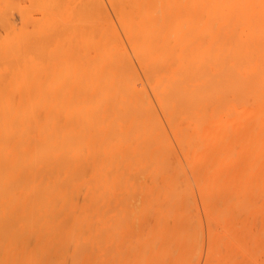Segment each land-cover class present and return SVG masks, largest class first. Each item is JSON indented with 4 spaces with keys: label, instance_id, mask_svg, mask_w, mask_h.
<instances>
[{
    "label": "bare ground",
    "instance_id": "bare-ground-1",
    "mask_svg": "<svg viewBox=\"0 0 264 264\" xmlns=\"http://www.w3.org/2000/svg\"><path fill=\"white\" fill-rule=\"evenodd\" d=\"M93 1L80 0V4L85 5H80L81 9L91 11ZM147 1L113 0L117 16L126 27V36L134 39L129 45L134 48L131 52L141 56L140 59L136 57V62L124 57L122 48L119 52L113 48L116 45L112 46L110 42L118 38L113 29L96 28L90 35H83L90 29L81 27L78 29L80 37L70 38L68 49L65 47L69 58L46 64V68L40 66L30 72L29 77L23 76L13 102L9 98L3 101L0 97V264H48L43 260L45 255L60 253L67 246L65 239L76 237L73 240L79 241L77 237L81 235L85 238L93 236L95 240L118 235L115 243L119 242V237L130 240L128 246L122 240L123 246H127L124 249L119 247L122 242L117 246L115 244L116 247L112 243L114 248H99L94 243L100 250L96 254L94 246L88 255L94 253L99 262L98 258L104 254V260L102 258L99 264H178V260L185 259H179L181 248L176 243L184 235L185 243L184 240L180 243L187 246L191 241L188 240L189 236L192 237L191 232L200 234L195 228H198L199 222L193 212L190 213L193 216L189 215L190 211L185 217L181 216L188 211L184 209L188 196L192 198L194 194L190 191L189 195H184V192L190 186L189 190H193L191 188L196 182L197 187L202 185L203 190L195 189L203 193L207 187L212 195L204 193L201 196L198 193V198L213 200L217 184L224 189V193L229 189L227 191L232 194L228 193L232 196L230 198L219 189V194L227 196L225 199L222 195L227 203L216 197L219 201L216 203L214 198L215 204H211L213 201L210 200L208 205L201 198L203 204L206 203L204 208L205 205H215L211 209L213 213L210 207L206 206L208 213L205 208L208 221H214L220 215L216 219H228L224 224L229 222L230 204H234L235 209L239 207L240 211H259V216L254 211L249 214L244 211L246 217L243 214L248 223L252 222L251 226L256 224L253 230L249 223L247 231L243 226V230L239 231L240 225L247 224L244 218L241 221L237 218L234 226L240 224L237 229L241 237L238 236L237 240L246 247L245 251L249 245L246 237L250 238L248 234L255 229V236L262 238L254 237L258 240L256 242H264V235L261 236L264 234V0H159L164 11L157 16H145V27L137 28L132 16L135 12H132L136 10L138 16L145 12ZM96 13L92 14L95 21L102 18L100 10ZM138 16L137 19L142 18ZM131 26L135 30L132 31ZM131 31L138 32L134 33L140 37L133 38ZM129 35H132L131 38ZM95 39L98 41L95 42ZM92 44L94 53L90 48ZM88 49H92V54ZM74 51L77 60L71 58ZM51 65L57 68H51ZM39 69L43 75L39 74ZM186 170L187 173L192 172V179H196L188 177L194 186H187ZM208 172L210 177L206 175ZM217 177L219 179H215ZM211 179L216 180V183L212 181L214 187L209 182ZM210 187H213L212 190ZM251 191H256L253 192L256 199L251 196ZM238 193L249 194L263 208L247 195L237 200ZM190 202L187 204L192 205L191 209L195 208V202L191 199ZM243 202L248 204L244 206ZM178 203L182 204L179 212ZM216 204L220 205L219 209ZM250 205H254L253 210H248ZM114 208L117 211L111 210ZM210 213L217 215L212 218ZM143 215L148 227H144L145 224L141 226L143 233L138 235L135 232L138 227H131L129 222L141 221ZM232 215L235 216L234 213ZM247 215L251 216L250 221ZM180 216L183 219L190 216L188 226L184 225L186 219L183 221ZM171 217L172 223L181 218L186 232L176 225L179 221L173 226L169 221ZM191 217H196V221ZM258 219L263 222L260 226H257ZM189 220L198 222L197 226ZM253 220L256 223L253 224ZM111 221L123 224L121 228L115 225L111 230L110 227L104 230ZM139 222L135 225L144 223ZM221 222L219 225L224 226ZM228 222L226 229L222 227L219 230V225L215 227L219 233H225L221 234L225 238L231 235L225 230L229 228L232 232L234 229L233 224L230 222V226ZM104 223L105 227L102 226ZM173 229H180L178 233L181 235L182 232V237ZM210 229L209 235L212 232ZM236 230L232 232L234 236ZM219 233L215 232L220 237ZM216 235L213 239L216 238L219 245L209 237L216 244L213 253L216 248L224 251L221 254L215 252L214 255L218 253L215 259L218 260L221 255L219 260L222 259L223 264H234V259H229V253L236 260L241 258L240 255L250 258L235 240L236 236L229 238L231 240L223 237L226 242L229 240L225 247V240L222 238L226 244L222 246L223 242ZM155 238L164 242L157 245ZM154 240L157 243L154 244ZM193 240L196 245L198 237ZM141 241L146 244L141 246ZM174 242L173 246L178 251L172 248V254L170 246ZM230 243H233V248ZM214 245H210L209 251L205 248V252H210ZM183 246L182 249L185 248ZM190 246H187L188 253L185 249L181 253L187 257L192 251L190 260H193L195 248L191 250ZM235 246L242 251L235 250ZM258 250H255L256 253ZM176 252L179 256L175 257ZM222 253L228 255L229 260L227 257L223 260ZM172 255L176 259L168 258ZM245 258L238 263L235 261V264L245 261L244 264H253V260ZM93 259L95 263L96 258ZM215 259L213 264L219 262ZM256 259L254 262L259 264L261 261L257 263ZM190 260L187 262L191 263ZM61 263L62 260H55L53 264Z\"/></svg>",
    "mask_w": 264,
    "mask_h": 264
},
{
    "label": "rangeland",
    "instance_id": "rangeland-1",
    "mask_svg": "<svg viewBox=\"0 0 264 264\" xmlns=\"http://www.w3.org/2000/svg\"><path fill=\"white\" fill-rule=\"evenodd\" d=\"M93 1V0H92ZM123 2H130L131 0H122ZM97 2V3H96ZM93 3H96V5L95 6H93L92 4ZM74 5V6H73ZM80 5L82 6V7H85V5H82V4H80V0H0V97L3 99V101H7V98H9V101H11V102H13V99H14V95H15V93L16 92H18L19 90V83H20V79H22L23 78V76H27V77H29L30 75H31V73L30 72H33V70H35L36 68H39L40 66L41 67H43V68H46V64L47 65H49V64H54V61H62V60H65V59H67V58H69V56L68 55H66L67 54V52L65 51V47L68 49V47H69V43L71 42L70 41V38H73V39H77L78 37H80V35L78 34V29L79 28H81V27H85V28H89L90 30H89V32L87 33V34H83V35H90L91 34V32L92 31H95V29L97 28V29H100V28H102V29H105L106 28V30H110V29H113V31H115V33H116V37H118L117 39H116V41L115 42H110L111 43V45L113 46V44L114 45H116V46H113V48L114 49H118L117 51L119 52L120 51V49H121V52L122 51H124L123 52V54L125 53V55H124V57H126V58H130V59H132L134 62H136V57H138L139 59H140V54H138L139 56H135L134 54H133V52H131V49H134L133 48V45H132V47L131 46H129L130 44H132V43H130V42H133L132 40H134V39H132L130 36H132V35H129V37L131 38V39H129L128 38V36H126L127 34V31H125V29H124V27L125 26H123V24H122V21L121 20H119V17L117 16V13H116V8L114 9V2H113V0H94L91 4H90V10L92 11V13H90L91 11H89V12H87V11H84V9H81V7H80ZM79 6V7H78ZM97 10V11H96ZM98 10H100V12H102L101 13V16L100 17H102V18H99V20H94V16L92 15L94 12L96 13V12H98ZM131 11H133V10H131ZM164 11V6L163 5H161L160 4V2H159V0H149V1H147V2H145V12H141L140 13V15L138 16V15H136V10H134L132 13H134L135 12V14H133L132 16L133 17H135L134 19H133V21H134V23L136 22V24L137 23H139V20L141 21V23H139V24H134V26H136L137 28L138 27H145V16H148V15H155V16H157V15H160L161 14V12H163ZM139 13V12H138ZM137 13V14H138ZM129 14H130V12H129ZM96 15H97V13H96ZM99 15H100V13H99ZM98 15V16H99ZM131 15V14H130ZM137 16L138 17H142V18H138L137 19ZM97 17V16H96ZM96 19H98V18H96ZM70 20V21H69ZM136 20V21H135ZM138 20V21H137ZM67 21H69V22H67ZM131 22V21H130ZM133 24V22H131V25ZM147 25V24H146ZM129 26H130V24H129ZM74 28H76V29H74ZM126 28V27H125ZM131 29H132V31L133 30H135V27L133 28V26H131ZM136 30H139V29H136ZM112 31V30H111ZM131 31V32H132ZM134 32H136V31H134ZM134 32H132L134 35L132 36L133 38H134V36H136L135 34L136 33H138V32H136V33H134ZM114 33V32H113ZM80 34H81V32H80ZM114 36V37H115ZM81 37H82V35H81ZM87 37V36H86ZM140 36H139V34L136 36V38H139ZM135 38V39H136ZM143 39V38H142ZM96 40V39H95ZM131 40V41H130ZM137 40V39H136ZM98 40H96L95 42H97ZM142 41V40H141ZM99 43V42H98ZM142 43H143V41H142ZM68 44V45H67ZM95 44V43H94ZM94 44H92V45H90V48L94 45ZM67 45V46H66ZM95 45H97V44H95ZM100 45V44H99ZM98 47V46H97ZM96 47V48H97ZM116 47V48H115ZM125 48V49H124ZM92 49H93V47H92ZM91 49V50H92ZM91 50H89L88 49V51H90L91 52ZM95 49H93V53L95 52L94 51ZM111 50H112V48H111ZM68 51V50H67ZM88 51H87V53H88ZM128 51H129V53H128ZM133 51V50H132ZM76 51H74V55L72 56V54L70 53L69 55H71L72 57L71 58H73V59H76L77 60V58L78 57H76V54L77 53H75ZM89 52V53H90ZM113 54L115 53L114 52V50H113V52H112ZM117 53V52H116ZM132 53V54H131ZM90 54H92V52L90 53ZM89 54V55H90ZM130 54V55H129ZM90 56H92V55H90ZM118 56V55H117ZM112 57H115V56H112ZM137 58V59H138ZM72 59V60H73ZM79 59H82V57H80ZM40 63H45V64H43V65H40ZM59 64H60V62H59ZM52 66L53 65H51V68H52ZM57 66H58V64H57ZM57 66H55L56 68H57ZM50 67V66H49ZM49 67H48V70H49ZM54 67V66H53ZM54 67V68H55ZM60 68V67H59ZM40 70V69H39ZM47 70V69H46ZM53 70V69H52ZM57 70V69H56ZM36 71V70H35ZM42 70H40L39 71V74L41 73V75H43V72H41ZM47 72V71H46ZM54 72V71H53ZM45 73V72H44ZM56 73V72H55ZM46 74V73H45ZM47 74H50V73H47ZM52 75V74H51ZM178 154H179V156H180V158H181V160H182V162L184 163V165H185V162H184V159L182 158V156H181V154H180V151L178 152ZM186 166V165H185ZM186 169L188 170V168H187V166H186ZM186 170V172H185V176H186V178H187V181H188V185L187 186H190V185H192V184H190V182H192V180H194V179H192V177H190V175H191V173L192 172H189V173H187L188 171ZM190 171V170H189ZM187 173V174H186ZM209 173V172H208ZM205 174V173H204ZM188 175V176H187ZM194 175V174H193ZM199 175V174H198ZM206 175H208V177H210L211 176V174L209 173V174H206ZM196 176V175H195ZM200 176V175H199ZM214 177L216 176V175H213ZM219 177H221V175H218ZM188 177L190 178V179H192V180H190V179H188ZM202 177H204V176H202ZM207 177V178H208ZM252 177H254V176H252ZM196 178H197V176H196ZM213 178V177H212ZM209 179V178H208ZM215 179H219L218 177L217 178H215ZM221 179V178H220ZM254 179V178H253ZM196 180V179H195ZM194 180V181H195ZM200 181H201V179H199ZM250 180H252V178L250 179ZM212 181L214 182L215 181V183H216V180H213V179H211V181H209V182H211V184H212ZM203 182V181H202ZM193 183V182H192ZM197 183V182H196ZM196 183H194L195 184V186H194V184L192 185V186H194L195 188L197 187V185H196ZM215 183H213L212 185H213V187H214V184ZM200 184H202V183H200ZM202 185H200V187L198 188L199 189V191H201L200 189H202V187H201ZM211 186V185H210ZM218 186V187H217ZM191 187V186H190ZM190 187H187L188 189H186V191L185 192H187L186 194H185V192H184V195H189L188 193H190V191L192 192V194H193V197L192 198H190V196H188V199H189V201H187L185 204L187 205L186 207H184V209H186V210H188V211H185V214H182L181 216L183 217L184 215L186 216V213H188L189 211V215H190V213H192L193 215H195V216H197V221L199 222H196L195 223V221H196V217H194V218H192V219H195V221L194 222H192V220H189V222L191 221L192 222V224L194 223L196 226H197V223H198V228L197 227H195L196 229H197V231H200L199 233L200 234H196L195 233V235L194 234H192V232H191V235H192V237H193V235H194V237L195 236H197L198 237V240H197V242H196V245H195V242H192V239H194L195 241H196V238H192L191 236H189V239L188 240H191L190 241V244H189V242L188 243H186V244H189V245H187V246H190V248L192 247V243H194V245H193V249L195 250H193L192 248H191V250H193V252H195V253H193V255L195 254V256H194V258H193V260L191 259L190 260V258H191V255H192V251L190 252V254H186L187 255V257H188V259H186L187 257L186 256H184L185 254L184 253H181L184 249L186 250V252L185 253H188L189 252V247H187V246H185V244H184V246H183V244L182 243H180V241L182 240V242H183V238L185 237L184 235H183V237L181 236L183 233L181 232V235L178 233V231L180 230V229H178V230H176V229H173V230H176V232L180 235V237H182V239L181 240H179L178 242L180 243H176V244H178L179 245V247L181 248V250H179V252H180V255H182L181 257H179V259H185L186 260V262H187V260L189 261H191V263H189V262H187V263H189V264H202L204 261H205V259H206V261L203 263V264H206V262H207V260H209V262H207L208 264H213V262H215V261H213L216 257L215 256H217L218 255V253L219 254H221V251H224V250H217V248H216V250H214V253L215 252H218V253H216L217 255H214V253H213V250L212 249H214V247H216L215 245L216 244H218L217 243V241H216V238L215 239H213V235H216L215 234V232L218 234L219 232L218 231H216V230H218V228H216L215 229V227L216 226H218L219 225V222H221V221H223V225L224 226H220V228H219V230H221V229H223L222 227H224V229H226L227 228V226H226V223L228 222H226L225 224H224V222H225V220H228V219H225V220H222V219H218L219 217H220V215H219V217L218 216H216V217H218L217 219L219 220V222H217V219H216V217H215V220L214 221H216L217 222V224H216V222L214 223V221H212V220H210V221H208L209 220V215H205V212H206V210H205V208H207V207H210V212H211V209H213L214 207H215V205H212V206H208L209 204L208 203H210V200H212L211 198L209 199V200H207V199H205V198H202V197H199L200 198V201H199V198H198V193L201 195V196H203L202 194H207L209 191V188H207L206 187V192H204V191H202L203 193H201V192H199L198 191V189H195L194 187H192L191 189H193V190H189V188ZM204 187V186H203ZM212 187V188H213ZM216 187L218 188V192H217V188L215 189L216 191V193L215 194H213V196L215 195V200H216V197H219L218 199H221V201H225L224 200V198H223V196L225 197V199H227L226 197L227 196H225V195H223V193H224V189H222V188H219V184H217L216 185ZM211 188V187H210ZM212 188H211V190H212ZM250 188V187H249ZM205 189V188H204ZM219 189H222V191H223V193L222 194H219V193H221L220 191L221 190H219ZM226 189V188H225ZM188 190V191H187ZM203 190V189H202ZM227 190H229V189H226L225 191L227 192V193H224V194H226V195H228V197H230L229 196V194L230 195H232L231 194V191H227ZM247 190V187L244 189V190H242L243 192H245ZM251 190H254L253 188L251 189ZM258 189H256V191H257ZM196 191V192H195ZM198 191V192H197ZM249 191V190H248ZM256 191H253V192H256ZM213 193H214V190L212 191ZM252 191H251V193L253 194V195H251V196H253L254 197V194L256 195V193H253ZM258 192H259V190H258ZM229 193V194H228ZM239 193H241V192H239ZM238 193V196L240 195ZM217 194H219V196L217 195ZM208 195L210 196L211 194H209L208 193ZM217 195V196H216ZM221 195V196H220ZM223 195V196H222ZM245 196L247 195V198H248V196H249V194H244ZM244 195H240L238 198H237V196L234 194L233 196L235 197L236 196V199L238 200L240 197H242V196H244ZM257 196H259V194H257ZM256 196V197H257ZM207 197V196H206ZM210 197H212V195L210 196ZM222 197V198H221ZM232 197V196H231ZM230 197V198H231ZM253 197L252 198H250V196H249V199H252V201L255 203V202H257V200L256 201H254L255 199H253ZM260 197H261V195H260ZM187 198V197H186ZM193 198H194V200H193ZM197 198H198V200H197ZM201 198L203 199V202H206L208 205H205V208L203 207V205L204 204H206V203H204L203 204V202H202V200H201ZM214 198H213V202L211 203V204H213L214 203ZM245 198V197H244ZM247 198H245L247 201H248V199ZM184 199V198H183ZM190 199H191V201H194L195 202V205L194 206H196L195 208H193V209H191L192 208V205L190 206L189 204H187L188 202H190ZM216 200L215 202L217 203L219 200ZM233 200H235V198H232ZM231 199V200H232ZM241 199V198H240ZM187 200V199H186ZM242 200V199H241ZM241 200L240 201H237V203H236V205H238L240 202H241ZM259 200V199H258ZM207 201H209V202H207ZM220 201V205H222V202ZM230 201V200H229ZM260 201H261V199H260ZM185 202V201H184ZM199 202V203H198ZM226 203L228 202V201H225ZM234 202V201H233ZM239 202V203H238ZM246 202V201H245ZM245 202H243L244 203V206L245 205H247L248 204V202H247V204H245ZM251 202V201H250ZM191 203V202H190ZM201 203V204H200ZM232 203V202H231ZM242 203V204H243ZM258 204H260V202H257ZM179 204H181V203H178V206H177V210H178V212H179V210L182 208L181 206H182V204H183V201H182V204L181 205H179ZM200 204V205H199ZM210 204V205H211ZM215 204V203H214ZM188 205L190 206L189 207V209H188ZM217 205V204H216ZM219 205V204H218ZM217 205V207H218V209L220 208V205L218 206ZM234 205V204H233ZM233 205H231L230 204V215H229V225L232 223L233 224V226H232V228H234L235 230L237 229V227H239V225L240 224H236L235 226H236V228H235V226H234V224L236 223V219L238 218L239 219V221H241L244 217H243V214L245 215V212L247 213V214H249V213H251V212H255L258 216H259V211H256V210H253L254 209V205L252 206V205H250L251 207H249V206H247V207H249L248 208V210H253V211H240L239 209V207H237L238 209H235L234 208V206ZM235 205V206H236ZM207 206V207H206ZM243 206V205H242ZM258 207H259V205H257ZM260 206H262L261 204H260ZM181 207V208H180ZM224 208L226 207V204L224 203V206H223ZM222 207V208H223ZM224 208L221 210L222 211V213H223V210H224ZM257 208V207H256ZM261 208H263V206L261 207ZM218 209H217V211H218ZM227 209V208H226ZM245 209H246V207H245ZM111 210H116L115 208L114 209H111ZM182 210V209H181ZM193 210V211H192ZM235 210H239V211H237V214L235 213ZM257 210H259V209H257ZM262 209H260V211H261ZM117 211V210H116ZM215 211V210H214ZM178 212H176V213H178ZM209 212V208H207V213ZM219 212V211H218ZM238 212H240V214H238ZM249 212V213H248ZM180 213H181V211H180ZM179 213V214H180ZM211 213H213V212H211ZM210 213V214H211ZM215 213H217V212H215ZM211 214L213 217L212 218H214V216L215 215H217V214ZM235 214V218L233 217V215L232 214ZM254 213V214H255ZM262 213L264 214V210H262ZM261 213V215H260V217H261V219H262V216H263V214ZM191 214V215H192ZM220 214V213H219ZM227 214H228V212H227ZM190 215V216H191ZM192 215V216H193ZM226 215V214H225ZM251 215V214H250ZM252 215H253V213H252ZM176 216H177V214H176ZM180 216V217H181ZM184 216V217H185ZM190 216H189V218H182L183 219V221L186 219V221H184V222H186V224H184L185 226H188L187 225V223H188V221H187V219H190ZM208 216V217H207ZM223 216V215H222ZM227 216L228 215H226V218H227ZM248 216V215H247ZM254 216V215H253ZM253 216H252V218H253ZM256 216V215H255ZM144 219H143V218ZM142 217H140V219L142 218L143 220H139L140 222H142V221H144V223L143 224H141L139 221H136L135 220V222H139L140 224H136L135 225V222H134V224H133V222L132 223H130L129 222V224L131 225V227L133 226V228H134V226H136V228L138 227V229H136V234H138L139 235V233H143V231H142V229H140V228H142L141 226H143L144 224H145V222H146V220H145V216L143 215ZM151 217V216H150ZM179 217V218H180ZM200 219H199V218ZM205 217H207L206 219H205ZM225 217V216H224ZM224 217H222L223 219H224ZM233 217V219L232 220H234V221H232L231 220V218ZM245 217H246V215H245ZM147 218H149V217H147ZM178 218V219H179ZM179 219V220H177L176 222H178V224H176L177 226H180L181 227V230H183L184 232H186L184 229L186 228V227H184L183 226V221H182V219ZM249 218V216L247 217V219ZM250 218H251V216H250ZM250 218L248 219L249 221H250ZM258 218V217H257ZM257 218H255V220L257 219ZM139 219V218H138ZM170 220V223L174 226V224L173 223H176L175 222V220H174V222L172 223L171 221L173 220L172 219V217L171 218H169ZM172 219V220H171ZM174 219H175V217H174ZM261 219L259 220L258 219V223H257V226H260V225H262L263 224V222L261 221ZM263 219H264V217H263ZM255 220H253V224L254 223H256V221ZM148 221H150V220H148ZM182 221V222H181ZM244 221L245 222H247L246 221V219L244 218ZM255 221V222H254ZM260 221V222H259ZM264 221V220H263ZM121 221H119V222H117V221H111L108 225H107V228L105 227L106 225H105V223L104 224H102V226L103 227H105V229L101 226V229L103 228L104 230H109L108 229V227H110V230H111V228L113 229V227L112 226H115V225H117V226H120V228H121V225L123 224H119ZM181 222V223H180ZM231 222V223H230ZM262 222V224H260ZM182 224V226L180 225V224ZM237 223H238V220H237ZM242 223V222H241ZM250 223V228L253 230V228L254 227H256V224H255V226L253 227V226H251V224H252V222H249ZM249 223L247 222V224H248V227L246 226V225H240V230L239 231H241V230H243V228L241 227V226H243L244 228L246 227V230L245 231H247V228H249ZM106 224H107V222H106ZM124 224H125V222H124ZM133 224V225H132ZM148 224V223H147ZM243 224V223H242ZM84 225V224H83ZM91 225V224H90ZM89 225V226H90ZM93 225V224H92ZM127 225V224H126ZM126 225H125V228H126ZM176 225H175V227H176ZM190 225V224H189ZM228 225V224H227ZM229 225H228V227H229ZM85 226V225H84ZM84 226H83V228H84ZM86 226H88V225H86ZM129 226V225H128ZM147 225L145 224L144 225V227H146ZM191 226V225H190ZM193 226V225H192ZM191 226V227H192ZM231 226V225H230ZM124 227V226H123ZM143 227V228H144ZM148 227V226H147ZM191 227H189V229L191 228ZM213 227V228H212ZM263 227H264V225H263ZM86 228V227H85ZM94 228V227H93ZM97 228H99V227H97ZM115 228H117L118 229V227H115ZM114 228V229H115ZM173 228V227H172ZM179 228V227H178ZM184 228V229H183ZM193 229H194V226L192 227ZM191 228V229H192ZM210 228H212V229H210ZM231 228V227H230ZM94 229H96V228H94ZM134 229V230H135ZM208 229H210V231H212V232H214V234L212 235V232H211V234L209 235L208 234V232H209V230ZM214 229H215V231H214ZM233 229V230H234ZM122 230H123V228H122ZM125 230V229H124ZM133 230V231H134ZM137 230H139V232L137 231ZM141 230V231H140ZM180 230V231H181ZM188 230V229H187ZM233 230H232V232H233ZM256 231H257V229H255ZM254 230V231H255ZM260 230H262V228H260ZM121 231V230H120ZM193 231V230H192ZM196 231V230H195ZM226 232H227V234H229V233H231V235L228 237L227 235V237L228 238H225V233L224 232H222L224 235H223V237L227 240V239H229V238H234L235 236H236V238H235V240L242 246V248H244V249H242L243 250V252H245V255H247L248 253H249V256H250V258L247 256L246 258H249V259H251V261L253 260V264H256V262H254L255 261V259L256 258H258V260H257V263H259L260 261V263L259 264H264V255L263 256H261V254H264L263 252H264V249H263V247H264V242H263V240L260 242V243H258V242H256V241H258V240H255V238L254 237H256L255 236V234L256 233H254V231L250 234L249 232V234L248 235H250V238H248V236L246 237V235H244L246 238H247V243L249 244L247 247H248V252L246 253V251H245V248L246 247H244V245H242V242H240V240L238 241L237 239H238V236H240L241 237V235H240V232H238V229L236 230V231H234L235 232V236L232 234V232H230V230H229V228L227 229V230H225ZM97 232H99L100 233V230H98ZM103 232V231H102ZM122 232V231H121ZM134 232V233H135ZM144 232H145V230H144ZM190 232H189V235H190ZM194 232V231H193ZM104 233V232H103ZM222 233H219L220 234V237H219V235H216L215 237H217L218 236V238L220 239V241L221 242H223L222 241V236H221V234ZM243 233L245 234V232L243 231ZM258 233H259V231H258ZM262 233V232H261ZM106 234V233H105ZM135 234V235H136ZM177 234V235H178ZM187 234H188V231H187ZM186 233H185V235H187ZM242 234V233H241ZM260 234V233H259ZM259 234H257V235H259ZM85 235V234H84ZM90 235H92V234H90ZM94 235V234H93ZM96 235H98V234H96ZM102 235V234H101ZM142 235V234H141ZM208 235H209V237L210 238H212L214 241H216V244L214 245V243L215 242H212L211 240H210V238L208 237ZM264 234H261V236H263ZM83 235H81V237H82ZM86 236V235H85ZM95 236V235H94ZM99 236V235H98ZM118 236V235H117ZM116 236V237H117ZM126 236V235H125ZM166 236V235H165ZM231 236H233V237H231ZM80 237V236H79ZM79 237H77L78 238V240L79 241H77V239H75V240H73L74 238H76V237H74V238H68V239H65V243H66V248L65 247H63V252L61 251L60 253H55L54 254V252L53 253H51L50 252V254H47V255H45L44 256V258L45 259H43V260H45V261H47V263L48 264H53L54 263V261L55 260H62V263L61 264H96V261H97V264H99V262L100 261H102V258L104 257L103 255H102V257H99L98 259H99V262H98V260H97V257H95L94 256V253L93 254H90V255H88L89 254V252H91L92 250H94L93 248H94V246L96 245V246H98L99 248H109V247H113V244H114V247H116L119 243H121L122 242V240H123V238L122 237H119V242H117V243H115L116 241H118L117 239H116V237H113V238H109V237H107L106 239L104 238V235H103V240L101 239H99V240H95L94 238H90V237H87V238H85L84 236V238H82L81 239V237L79 238ZM96 237V236H95ZM106 237V236H105ZM162 237V236H161ZM191 237V238H190ZM264 237V236H263ZM102 238V237H101ZM120 238H122V239H120ZM130 238V237H129ZM163 238V240L165 241V239H164V237H162ZM166 238V237H165ZM188 238V237H187ZM186 238V239H187ZM208 238H209V241L211 242V243H209V241H208ZM218 238H217V240H218ZM223 238V240H225ZM254 238V239H253ZM257 238V237H256ZM261 238V237H260ZM260 238H257V239H260ZM114 239H116V240H114ZM156 240H158L157 242H156V240H154V244L155 243H157V245L160 243V242H162V241H159L160 239H158V238H155ZM177 239H178V237H177ZM241 239V238H240ZM243 239H244V237H243ZM243 239H241V240H243ZM262 239V238H261ZM145 240V239H144ZM148 240V239H147ZM146 240V241H147ZM150 240V239H149ZM175 240V239H174ZM173 240V241H174ZM193 240V241H194ZM226 240L224 241L226 244H224V242H223V244H222V246H225V247H227L228 246V243L227 242H229V240H231V239H229L227 242H226ZM232 240H234V239H232ZM235 240L234 241H232V242H235ZM252 240V241H251ZM123 241H125V243L127 244V246L129 245V242H130V240L128 241L127 239H125L124 238V240ZM133 241V240H132ZM135 241H137V240H135ZM143 241V240H142ZM142 241H141V246L144 244V242H143V244H142ZM151 241V240H150ZM163 241V242H164ZM176 241V240H175ZM187 241V240H186ZM249 241H250V243H251V245H250V243H249ZM152 242H153V240H152ZM207 242H208V244H207ZM254 242V243H253ZM263 242V244H261ZM94 243H95V245H94ZM113 243V244H112ZM131 243V242H130ZM148 243V242H147ZM173 243V242H172ZM184 243H185V240H184ZM198 243V244H197ZM236 243V242H235ZM238 243H236V245L238 244ZM246 242H245V244H247ZM91 244H93L92 246H91ZM115 244H116V246H115ZM125 244V245H126ZM146 244V243H145ZM144 244V245H145ZM149 244H150V242H149ZM153 244V245H154ZM182 244V246L183 247H185L184 249H182V246H180ZM214 245V246H212V248H211V254H207V253H210V252H205V250L207 249L208 251H209V249H210V245ZM231 244V247H232V244L233 243H230ZM261 246H260V245ZM63 245H65V244H63ZM74 245V246H73ZM120 245V244H119ZM140 245V244H139ZM160 245V244H159ZM172 246L173 245H175V242H174V244H171ZM219 245V244H218ZM217 245V246H218ZM263 245V246H262ZM72 246H73V249H72ZM95 246V248L97 249L98 247H96ZM127 246H123V242H122V245L121 246H119L121 249L123 248H127ZM172 246H170V248H171V251H172V248H174V246L172 247ZM177 246V245H176ZM246 246V245H245ZM252 246V247H251ZM257 248H256V247ZM113 247V248H114ZM187 247V248H186ZM196 247H198V249L196 248ZM230 247V246H229ZM236 247V246H235ZM147 247L145 246V249H146ZM178 248V247H177ZM206 248V249H205ZM233 248V247H232ZM239 248H240V246H239ZM254 248H256L257 250H258V252L256 253V249H254ZM66 249V250H65ZM120 249V250H121ZM175 249V251H178V249H176V248H174ZM173 249V250H174ZM198 251H197V250ZM219 249H220V246H219ZM222 249H223V247H222ZM228 249V248H227ZM231 249V248H230ZM230 249H229V251H230ZM235 250L237 249V247L236 248H234ZM253 249V250H252ZM100 249H97V250H94L93 252H97V251H99ZM188 250V251H187ZM233 250V249H232ZM231 250V251H232ZM241 249H237V251L239 252V251H242ZM89 251V252H88ZM197 251V252H196ZM227 251V250H226ZM225 251V253H227ZM255 251V252H254ZM263 251V252H262ZM232 252H235V251H232ZM231 252V253H232ZM262 252V253H261ZM172 254L174 253L173 251L171 252ZM177 253V252H176ZM175 253V254H176ZM242 253V252H241ZM97 254V253H96ZM101 254V253H100ZM213 254V255H212ZM224 253H222V256H224L223 255ZM228 254V253H227ZM233 254V253H232ZM234 254H236V252L234 253ZM243 254V253H242ZM179 256V253H177L176 255H174L175 257L176 256ZM190 255V256H189ZM206 255H208V256H206ZM239 255V254H238ZM253 255H254V257H253ZM99 256V255H98ZM101 256V255H100ZM206 256V257H205ZM211 256V258H209V259H207L208 257H210ZM220 256V258H221V255H219ZM219 256L217 257L218 258V260L217 259H215L216 260V262H218L219 264L221 263V264H223L222 263V259H220L219 260ZM228 256V255H227ZM226 255L224 256V258H223V260H226L225 259V257H227ZM229 256H230V258L229 257H227V259L229 258L230 259V261L232 260V259H234L233 261H234V264H235V261L237 262L238 260H240V261H244V259H241V258H245L244 256H242V255H240L241 256V258L240 259H238V260H236L237 258L235 257V258H231V254L229 253ZM234 256V255H233ZM232 256V257H233ZM235 256H237V254L235 255ZM251 256H252V258H251ZM258 256V257H257ZM93 257L94 258H96L95 259V263H93L94 262V259H93ZM105 257H108V256H106L105 255ZM175 257H173V255H172V257H168V258H175ZM184 257H186V258H184ZM205 257V258H204ZM215 257V258H214ZM239 257V256H238ZM49 259L50 260V262L47 260V259ZM167 258V257H166ZM167 258V259H168ZM245 258V259H246ZM254 258V259H253ZM106 259V258H105ZM176 259V258H175ZM175 259H173L174 261L173 262H175V263H177L176 261H175ZM181 259V260H182ZM228 259V260H229ZM261 259V260H260ZM103 260H104V258H103ZM172 260V259H171ZM178 260V259H177ZM185 260H182L183 262L185 261ZM227 260V261H228ZM247 260V259H246ZM107 261V260H106ZM182 261L180 262V260H178V262L179 263H181V264H187L186 262H184V263H182ZM211 261V262H210ZM221 261V262H220ZM247 261H249V260H247ZM60 262V261H59ZM223 262H225V261H223ZM246 262V261H245ZM244 262V263H245ZM56 263H57V261H56ZM105 263V262H104ZM103 263V264H104ZM178 263V264H179ZM218 263H214V264H218ZM230 263V262H229ZM232 263V262H231ZM238 263V262H237ZM240 263V262H239ZM243 263V264H244ZM249 263V262H248ZM224 264H226V263H224ZM233 264V263H232ZM240 264H242V263H240ZM250 264H252V263H250Z\"/></svg>",
    "mask_w": 264,
    "mask_h": 264
}]
</instances>
